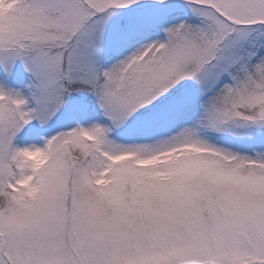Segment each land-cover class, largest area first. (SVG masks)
I'll use <instances>...</instances> for the list:
<instances>
[{
	"label": "snow or ice",
	"instance_id": "obj_1",
	"mask_svg": "<svg viewBox=\"0 0 264 264\" xmlns=\"http://www.w3.org/2000/svg\"><path fill=\"white\" fill-rule=\"evenodd\" d=\"M0 264H264V0H0Z\"/></svg>",
	"mask_w": 264,
	"mask_h": 264
}]
</instances>
